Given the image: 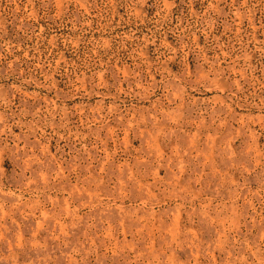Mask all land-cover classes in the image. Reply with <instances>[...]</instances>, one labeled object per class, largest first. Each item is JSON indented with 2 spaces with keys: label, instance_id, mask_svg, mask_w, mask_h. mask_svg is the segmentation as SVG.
<instances>
[{
  "label": "rangeland",
  "instance_id": "1",
  "mask_svg": "<svg viewBox=\"0 0 264 264\" xmlns=\"http://www.w3.org/2000/svg\"><path fill=\"white\" fill-rule=\"evenodd\" d=\"M0 264H264V0H0Z\"/></svg>",
  "mask_w": 264,
  "mask_h": 264
}]
</instances>
